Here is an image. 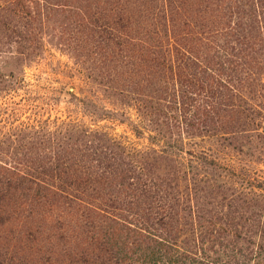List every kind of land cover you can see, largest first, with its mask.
<instances>
[{
  "label": "trees",
  "instance_id": "obj_1",
  "mask_svg": "<svg viewBox=\"0 0 264 264\" xmlns=\"http://www.w3.org/2000/svg\"><path fill=\"white\" fill-rule=\"evenodd\" d=\"M43 7L149 142L74 119L5 132L0 264H264V0H0V30L30 40Z\"/></svg>",
  "mask_w": 264,
  "mask_h": 264
},
{
  "label": "rangeland",
  "instance_id": "obj_2",
  "mask_svg": "<svg viewBox=\"0 0 264 264\" xmlns=\"http://www.w3.org/2000/svg\"><path fill=\"white\" fill-rule=\"evenodd\" d=\"M54 9L43 7L41 30L33 39L19 40L11 26L0 30V127L4 125L0 137L19 128L22 121L53 124L56 119H74L108 129L128 145L148 144V132L130 108V95L110 90L100 82L97 69L86 68L84 58L75 52V44L71 47L58 28L65 10L54 13ZM79 47L78 42L77 53ZM135 125L140 133L135 131ZM201 142L212 144L219 155L232 162L244 163L250 158L224 148L215 138ZM10 149L15 150V146ZM261 157L255 162L256 173L264 175V155ZM213 208L219 210L217 206Z\"/></svg>",
  "mask_w": 264,
  "mask_h": 264
}]
</instances>
